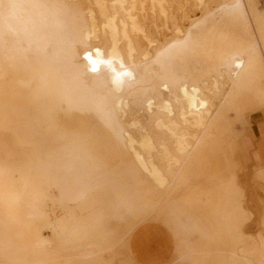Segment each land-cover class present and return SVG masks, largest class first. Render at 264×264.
<instances>
[{
	"label": "bare ground",
	"instance_id": "bare-ground-1",
	"mask_svg": "<svg viewBox=\"0 0 264 264\" xmlns=\"http://www.w3.org/2000/svg\"><path fill=\"white\" fill-rule=\"evenodd\" d=\"M262 113L264 0H0V264H264Z\"/></svg>",
	"mask_w": 264,
	"mask_h": 264
},
{
	"label": "rangeland",
	"instance_id": "rangeland-1",
	"mask_svg": "<svg viewBox=\"0 0 264 264\" xmlns=\"http://www.w3.org/2000/svg\"><path fill=\"white\" fill-rule=\"evenodd\" d=\"M199 15H197L198 17ZM12 83H9V86ZM260 125H264V113L262 114H256L253 115L252 117V128L255 132V134L258 135V129L259 132L260 130ZM239 129V128H238ZM264 149V142L258 144V147L254 144L251 145V149L253 152H256L258 149ZM261 160L257 159V160H252L251 163H249V166H252L253 164L259 163ZM257 177L259 179H257ZM248 180L250 181H255V183L257 184L256 187V198H255V203L250 204L249 209L250 212L252 213L251 216V221L249 222L248 226L245 228V231H247V234H252V236H259L260 234L264 233V183L262 182L261 177L259 176H255L254 173L252 171H250V173H248ZM228 185V183H227ZM214 189H216V191H220V188L218 187H214ZM249 196H252L251 192L249 191ZM257 201V202H256ZM202 205V204H201ZM200 204L198 205L199 208V214L202 216L204 215V208L202 207L204 205L201 206ZM252 207V208H251ZM67 208V205L64 203V201L62 200L61 196L59 195L58 191H55L53 193V201L51 203H49L47 210H46V215L48 216L49 220L51 223L53 224H58L59 221L62 219L61 217L64 216L65 214V209ZM201 211V212H200ZM205 212H206V216H210L209 212L207 213V209L205 208ZM61 215V216H60ZM203 216L202 220L205 218L208 221H204L201 223V230L202 231H207L211 230L210 227V222L211 221V217H207ZM205 222H207V227L205 226ZM209 225V226H208ZM204 227V228H202ZM206 228V229H205ZM204 229V230H203ZM200 231V232H202ZM199 232V233H200ZM199 233H196L194 230H192V232L190 233V240L191 241H195L198 239V237L200 236ZM50 232L47 231V236H49ZM199 236H198V235ZM198 236V237H197ZM149 251V252H148ZM130 254H131V258H134L135 256V260L134 262H132L131 264H173L174 263V253L172 252V250L167 247L164 243H162V241H159L158 243H139L138 242H134L131 245V249H130Z\"/></svg>",
	"mask_w": 264,
	"mask_h": 264
},
{
	"label": "crops",
	"instance_id": "crops-1",
	"mask_svg": "<svg viewBox=\"0 0 264 264\" xmlns=\"http://www.w3.org/2000/svg\"><path fill=\"white\" fill-rule=\"evenodd\" d=\"M260 132H259V129H258V134H259ZM260 143H263L264 142V139L263 140H261V141H259ZM258 144L259 143H257V145L256 146H258ZM254 145V144H253ZM259 148H260V146H259Z\"/></svg>",
	"mask_w": 264,
	"mask_h": 264
}]
</instances>
